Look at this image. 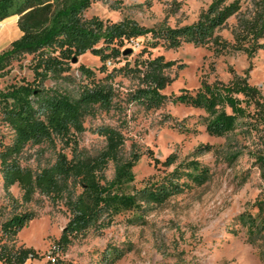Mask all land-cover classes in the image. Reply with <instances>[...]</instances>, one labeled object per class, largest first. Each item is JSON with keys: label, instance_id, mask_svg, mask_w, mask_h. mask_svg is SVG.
Instances as JSON below:
<instances>
[{"label": "trees", "instance_id": "1", "mask_svg": "<svg viewBox=\"0 0 264 264\" xmlns=\"http://www.w3.org/2000/svg\"><path fill=\"white\" fill-rule=\"evenodd\" d=\"M96 1L0 0V22L18 17L21 31V36L0 53V76L27 57H32L28 68L33 74L32 81L0 89L2 120L13 134L9 144L0 139L3 188L12 201H17L11 189L18 186L24 205L37 203L43 207L40 198H45L52 206H64L69 221L56 243L61 253L90 233L102 235L121 215L162 206L212 178L211 168L198 160L199 155L213 150L211 146H199L182 161L174 154L162 161L153 150L143 151L135 144L127 156L124 134L104 126L97 131L106 141L102 151L91 154L80 147L79 135L86 131L85 120L98 110L110 112L119 106L115 102L119 77L134 83L126 97L128 104L147 111L159 110L169 103L193 108L204 113L200 116L201 125L211 137L239 135L245 141L258 140L261 148L252 152L251 158L264 183V91L252 85L248 75L234 74L228 82L203 80L196 90L182 89L168 96L164 91L176 79L169 72L184 66L153 54L158 48L177 50L194 45L210 47L217 56L243 53L252 59L264 51V0H253L245 11L242 0H213L197 21L174 27L165 22L159 28H147L129 18L119 22L86 18L84 13ZM232 19H236V24L230 29L231 39H227L221 32ZM140 38L149 39L131 61L124 52L129 50L128 44ZM88 52L98 57L102 66L98 73L84 65L78 67L87 84L75 95L46 87L49 81L57 85L76 82L73 60ZM179 131L190 134L198 130L184 126ZM45 144L55 150L54 161L37 169L23 167L21 159L26 147ZM145 156L164 175L137 189L133 186L134 169ZM111 164L114 176L109 179L106 174ZM39 217L38 211L26 209L14 212L2 223V263L25 264L40 257L34 248L18 246L20 232ZM236 223L239 229L231 233H244L247 243L260 250L264 262V190L254 203L248 204ZM130 252L131 248L109 245L102 263L116 264ZM54 264L65 263L57 259Z\"/></svg>", "mask_w": 264, "mask_h": 264}, {"label": "rangeland", "instance_id": "2", "mask_svg": "<svg viewBox=\"0 0 264 264\" xmlns=\"http://www.w3.org/2000/svg\"><path fill=\"white\" fill-rule=\"evenodd\" d=\"M212 1L98 0L84 16L113 22L129 18L147 28H159L165 22L174 27L197 21ZM252 1L242 0L244 11L252 5ZM18 20V17H11L0 22V53L21 36ZM235 24L236 19L230 20L221 35L231 39L230 29ZM148 39L140 38L127 45V49L133 50L128 55L131 61L142 52ZM153 54L164 55L167 60L184 66L181 69L175 67L169 72L176 79L164 91L168 96L182 89L196 90L203 80L212 82L220 79L228 82L234 74L243 77L248 75L249 82L264 91V51L249 59L243 53L217 56L210 47L184 45L177 50L158 48ZM31 59L27 57L15 62L7 73L0 76V89L32 81L33 74L28 68ZM80 65L98 73L102 63L88 52L74 64L76 82L57 85L49 81L46 87H57L75 95L81 86L87 84L77 70ZM112 67L110 64L109 68ZM116 88L118 97L115 102L119 106L110 112L98 110L95 116L85 120L86 131L79 135L81 148L91 154L102 151L106 141L97 131L104 126L116 128L124 134L127 139V156L135 144L143 151L153 150L162 161L172 154L182 161L191 157L199 146H211L213 150L199 155L198 160L211 168L212 178L204 186L173 197L162 206H155L144 213L128 212L117 217L113 226L102 235L90 233L85 239L74 242L66 252L61 253L58 249L57 259L65 264H104L102 255L112 245L121 249L131 248V252L116 264H264L260 250L247 243L244 233L239 236L231 233V230L239 229L237 217L264 190L259 168L251 158V153L261 148L256 142L258 140L245 141L239 135L211 137L201 125L200 116L204 115L202 111L170 103L159 110L147 111L126 101L128 92L134 88L133 82L119 77ZM2 118L0 111V139L9 144L13 134ZM184 126L198 131L183 134L179 129ZM60 147L58 144L57 151ZM65 152L69 153L68 150ZM54 159L55 150L51 146L29 145L24 151L21 164L23 167L37 169L52 163ZM134 173L136 181L133 186L137 189L148 180L164 175L163 170L155 167L154 161L147 156L143 157ZM106 175L109 179L113 178L112 164ZM11 193L17 201L7 196L0 174V237L2 223L14 212L26 209L38 211L40 217L31 220L20 232L18 246L25 243L28 248H34L40 254L39 258L28 260L29 264H46V253L57 247L56 243L69 221V214L64 206H52L45 198L38 196L43 207L37 203L24 205L22 191L18 186H14Z\"/></svg>", "mask_w": 264, "mask_h": 264}, {"label": "built area", "instance_id": "3", "mask_svg": "<svg viewBox=\"0 0 264 264\" xmlns=\"http://www.w3.org/2000/svg\"><path fill=\"white\" fill-rule=\"evenodd\" d=\"M57 251H58V248L54 247V248H51V250L46 253L48 262H50L51 264L56 263Z\"/></svg>", "mask_w": 264, "mask_h": 264}, {"label": "water", "instance_id": "4", "mask_svg": "<svg viewBox=\"0 0 264 264\" xmlns=\"http://www.w3.org/2000/svg\"><path fill=\"white\" fill-rule=\"evenodd\" d=\"M132 53H133V50L130 49V50L125 51L124 55H129V54H132ZM73 63L77 64L78 63V58H74Z\"/></svg>", "mask_w": 264, "mask_h": 264}, {"label": "crops", "instance_id": "5", "mask_svg": "<svg viewBox=\"0 0 264 264\" xmlns=\"http://www.w3.org/2000/svg\"><path fill=\"white\" fill-rule=\"evenodd\" d=\"M21 245L27 247V244H25V243H22ZM29 248H30V247H29ZM47 263H48V262H47ZM47 263H46V264H47ZM0 264H4V263H2V262L0 261ZM25 264H29V263L27 262V263H25Z\"/></svg>", "mask_w": 264, "mask_h": 264}]
</instances>
